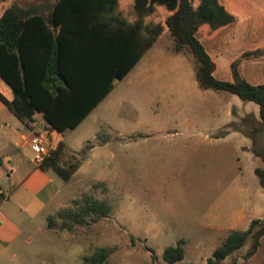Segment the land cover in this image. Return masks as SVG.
<instances>
[{
  "label": "rangeland",
  "instance_id": "1",
  "mask_svg": "<svg viewBox=\"0 0 264 264\" xmlns=\"http://www.w3.org/2000/svg\"><path fill=\"white\" fill-rule=\"evenodd\" d=\"M13 3L43 6L0 0V14ZM170 14L158 6L143 19L163 27L154 46L66 131L75 151L65 144L61 162L78 163L64 183L68 196L35 217L34 228L42 230H33L27 257L0 264H83L100 249L109 252L108 264H168L164 250L178 244L184 259L174 264H208L230 228L246 231L253 218L264 219V189L254 173L263 163L250 151L264 149V126L253 118L259 107L198 87L191 53L174 51L165 26ZM210 29L202 26L198 38L207 39ZM88 196L106 203L109 214L60 217L79 212ZM239 217L243 222L234 223ZM260 239L252 264L264 261V234Z\"/></svg>",
  "mask_w": 264,
  "mask_h": 264
},
{
  "label": "trees",
  "instance_id": "2",
  "mask_svg": "<svg viewBox=\"0 0 264 264\" xmlns=\"http://www.w3.org/2000/svg\"><path fill=\"white\" fill-rule=\"evenodd\" d=\"M158 6L171 12L165 26L173 39L174 51L191 53L198 87L227 92L244 103L257 104L259 121L253 118L263 127L264 84L253 85L239 76L240 62L257 59L261 53H243L230 65L234 80H219L214 75L216 62L197 36L204 25L217 30L237 21L219 0H198L197 4L195 0H134L130 17L135 22L123 17L120 27L112 30L101 22V11L115 10L118 0H58L47 16L33 7L13 3L0 16V77L11 87L14 99L8 101L0 93V100L28 128H33L37 112L43 114L51 129L60 133L75 128L110 92L114 79L125 77L154 46L163 27L146 25L143 19ZM251 152L262 160L263 166L254 173L264 189V149L253 147ZM62 155L60 143L40 169H52L68 181L78 163L64 167L60 164ZM109 210L106 203L88 196L79 212L66 211L60 217L70 214L78 221L84 216L105 217ZM263 234L264 220L259 219L253 220L246 231H231L208 258V264H222L251 237L245 258L254 255ZM108 255L106 249L97 250L85 257L83 264H108ZM183 259L182 244L164 250L163 260L168 264Z\"/></svg>",
  "mask_w": 264,
  "mask_h": 264
},
{
  "label": "crops",
  "instance_id": "3",
  "mask_svg": "<svg viewBox=\"0 0 264 264\" xmlns=\"http://www.w3.org/2000/svg\"><path fill=\"white\" fill-rule=\"evenodd\" d=\"M41 1L43 6L40 8L34 6L26 8L33 7L39 14L47 16L51 14L58 0ZM133 2L134 0H118V7L115 10L101 11V15L104 16L101 22L110 30L120 27L123 17L128 22H135V19L130 17ZM219 2L237 17V21L217 30L210 29L207 39H199L207 53L216 62L215 77L219 80L233 81L230 65L245 52H257L261 53V57L244 59L240 62L239 76L253 85L264 84V71H257L254 68V65H264V0H219ZM7 7L5 6L2 10L4 11ZM0 93L8 101L14 99L11 87L1 77ZM254 118L259 121V115H254ZM65 133L51 129L43 114L38 112L34 115L33 128H28L0 100V159L2 160L0 167V190L2 191L0 196V259L8 256L26 258L24 248L31 245L33 230H42L39 226L34 228L35 217L51 205H53V211L56 210L63 205V198L68 196L64 190L65 181L52 169H40V166L33 161L34 153L31 148V142L35 138L43 137L50 151L46 159L60 143L63 144V155L65 144L75 151L70 144H67ZM70 163L69 161L65 165L60 161L64 167H68ZM253 219L264 220L262 217ZM235 221L240 223L243 219L239 217L234 220V223ZM231 231L240 230L230 228L228 233ZM261 246L260 239L257 252ZM249 249L246 245L227 257L222 264H252L257 252L245 258ZM261 264H264V261Z\"/></svg>",
  "mask_w": 264,
  "mask_h": 264
},
{
  "label": "built area",
  "instance_id": "4",
  "mask_svg": "<svg viewBox=\"0 0 264 264\" xmlns=\"http://www.w3.org/2000/svg\"><path fill=\"white\" fill-rule=\"evenodd\" d=\"M31 148L34 153L33 161L36 165L40 166L46 157L49 155L50 151L44 141L43 137H37L31 142ZM2 191L0 190V196Z\"/></svg>",
  "mask_w": 264,
  "mask_h": 264
}]
</instances>
